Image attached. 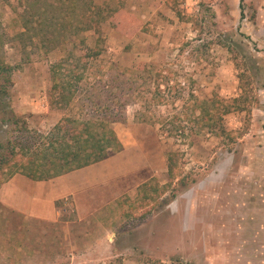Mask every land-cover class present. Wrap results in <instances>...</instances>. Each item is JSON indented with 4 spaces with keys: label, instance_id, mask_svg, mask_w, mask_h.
Here are the masks:
<instances>
[{
    "label": "rangeland",
    "instance_id": "obj_1",
    "mask_svg": "<svg viewBox=\"0 0 264 264\" xmlns=\"http://www.w3.org/2000/svg\"><path fill=\"white\" fill-rule=\"evenodd\" d=\"M94 1L112 11L99 34L81 36L102 55L60 106L50 67L84 44L73 35L66 47L43 46L32 31L16 38L26 1L0 0V56L14 67L19 121L0 130L22 137L23 125L43 133L63 116L111 115L120 141L138 140L117 163L153 169L138 186L125 180L85 222L70 198L56 222L0 204V264H264V0ZM203 106L222 112L224 134L206 126Z\"/></svg>",
    "mask_w": 264,
    "mask_h": 264
},
{
    "label": "trees",
    "instance_id": "obj_2",
    "mask_svg": "<svg viewBox=\"0 0 264 264\" xmlns=\"http://www.w3.org/2000/svg\"><path fill=\"white\" fill-rule=\"evenodd\" d=\"M25 1V9L21 12L16 9L23 29L16 33V38L22 40L32 31L29 39L40 35L43 46L50 41L55 47H66L73 35L79 44H84L85 53L76 54L75 50L70 49L50 67L51 90L54 94L51 102L68 106L74 99L78 83L85 78L86 71L102 55L100 48L86 46L81 33L93 31L99 34L102 13L112 9L107 5H97L94 0ZM52 25L54 27L50 31ZM3 44L0 37V47ZM13 68L0 56V78L4 79V83H0V118L3 124L8 120L19 122L13 113L8 91V86L12 85ZM156 88L160 92L159 83ZM228 108L225 107L223 111L227 112ZM213 109L200 107V115L203 114L202 118L211 130L218 127V133L224 134L222 112L218 108ZM110 116L98 115L84 119L63 116L46 133L26 132V126L23 125L21 130L25 129V135L22 137L1 134L0 183L19 171L36 179L48 178L104 159L111 150H120L121 144L112 129L118 120ZM173 166L172 158L169 157V177H174Z\"/></svg>",
    "mask_w": 264,
    "mask_h": 264
},
{
    "label": "crops",
    "instance_id": "obj_3",
    "mask_svg": "<svg viewBox=\"0 0 264 264\" xmlns=\"http://www.w3.org/2000/svg\"><path fill=\"white\" fill-rule=\"evenodd\" d=\"M1 134L0 130V139ZM116 137L121 148L138 143L137 139L131 140V144L126 140L120 141L117 134ZM122 151L125 149L111 150L104 159L43 179L33 178L21 171L15 172L0 183V204L26 217L56 222L59 221L61 214L58 203L63 201L62 204L65 205L67 203L65 201L70 198L73 214L77 215L79 222H85L99 209L113 204L116 199L115 193L124 192L125 180L127 182L134 180L138 186L145 180L139 178L141 172L153 169L149 160L139 165L127 157L125 162L117 163ZM80 197L87 202L81 203ZM93 197L97 198L94 200L95 203L91 202ZM93 206H98V210H93Z\"/></svg>",
    "mask_w": 264,
    "mask_h": 264
}]
</instances>
